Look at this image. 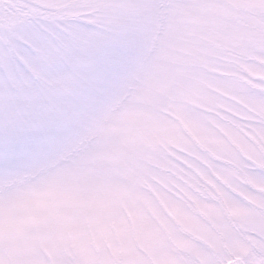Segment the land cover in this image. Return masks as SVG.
<instances>
[{
  "label": "rangeland",
  "instance_id": "rangeland-1",
  "mask_svg": "<svg viewBox=\"0 0 264 264\" xmlns=\"http://www.w3.org/2000/svg\"><path fill=\"white\" fill-rule=\"evenodd\" d=\"M264 264V0H0V264Z\"/></svg>",
  "mask_w": 264,
  "mask_h": 264
}]
</instances>
